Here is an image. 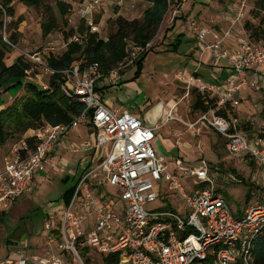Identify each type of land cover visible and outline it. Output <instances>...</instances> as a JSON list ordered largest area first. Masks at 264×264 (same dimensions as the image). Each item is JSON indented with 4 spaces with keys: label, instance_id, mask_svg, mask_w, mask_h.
I'll return each mask as SVG.
<instances>
[{
    "label": "built area",
    "instance_id": "built-area-1",
    "mask_svg": "<svg viewBox=\"0 0 264 264\" xmlns=\"http://www.w3.org/2000/svg\"><path fill=\"white\" fill-rule=\"evenodd\" d=\"M108 1L119 6L126 0H84L75 6L76 14L90 31H98L93 11L103 8ZM67 2L74 5V0ZM173 13L172 20L177 10ZM12 21L8 7L0 1L2 40L14 47L7 36ZM188 26L199 54L207 53L214 63L224 62L231 69L219 83L198 85L208 109L199 110L196 124L214 130L223 139L227 154L258 162L263 167L264 180V137L251 144L245 134L232 132L229 120L217 112L243 87H255L264 81V42L237 37L232 47L224 38L209 40V29L195 20H189ZM227 36H231L230 31L225 33L224 37ZM70 40L80 42L76 34ZM49 51L44 48L42 52L25 55L50 74L52 71L43 59ZM65 73L67 80L61 83V91L66 96H78L85 109L69 123L44 124L32 130L29 136L34 139L33 147H29L24 136L4 158L0 166V221L45 170L48 150L81 122H90L96 129V145L102 156L77 179L69 202L55 217L56 225L52 220L44 223L47 241L55 244L56 251L30 258L19 249L18 257L10 259V264H84L82 247L104 256L115 255L113 264H258L253 259V246L254 237L264 228V191L255 203L243 207L239 217H234L229 204L216 191L215 177L210 175L206 161L192 169L179 157L158 154L152 144L159 126L148 127L130 111L110 108L101 102L95 91L101 77L98 63L83 71L77 64ZM35 79L41 88L48 87L40 74ZM173 119L168 111L163 124ZM185 176L200 182L193 180L185 187ZM106 184L118 189L124 202L120 212L110 207V199L108 204L102 201L99 188ZM167 192L176 194L173 207H147L167 196Z\"/></svg>",
    "mask_w": 264,
    "mask_h": 264
},
{
    "label": "rangeland",
    "instance_id": "rangeland-1",
    "mask_svg": "<svg viewBox=\"0 0 264 264\" xmlns=\"http://www.w3.org/2000/svg\"><path fill=\"white\" fill-rule=\"evenodd\" d=\"M181 1L186 3L179 9L173 7L170 13H167L155 38L148 44L149 47L154 45L153 50L143 60L139 73L135 75L137 68L132 62L138 48L129 44L128 57L107 77L97 82L96 95L107 107L130 111L144 122L157 124V140L152 146L158 154L167 158L173 153L177 154L183 164L192 169L201 167V162L206 161L210 166V175L215 177V188L237 218L243 207L254 203L262 195L263 167L246 157L227 154L223 139L214 130L201 123L196 124L199 110L194 108V104L199 93L198 85L215 82L217 78L224 76L207 53L201 55L196 51V41L188 21L195 20L209 29V40L224 38L235 45L234 40L237 37L248 39L249 33L244 27L246 22L254 28H264V0H196L194 6L193 0ZM69 3V10L61 14L56 0H44L39 5L26 4L22 0L13 1L10 9L13 21L7 29V36L13 34L14 47L6 53L4 63L9 65L21 56L28 62L29 69L26 77H21L19 82L13 78L7 88L0 89V110L13 104L19 105L24 97L30 94L24 86L25 83L39 85L35 79L36 74L41 75L42 81L48 82L50 74L39 65H34L25 54H34L49 48L48 55L57 56L66 49L65 32L73 28L74 34H78L82 24L75 12V5ZM149 5L147 0H126L119 6L106 5L104 8L95 9L92 17L98 27L99 37L106 39L108 33L114 29L108 20L118 16L128 20L140 19ZM175 10L177 22L174 26L172 16ZM237 14L241 15L237 18ZM44 22H54L55 27L45 32ZM171 23L173 30L169 29L172 31L158 44L165 26H171ZM262 28L258 27L257 31ZM227 31L231 32V36L224 37ZM178 36L181 40L177 48H174L171 44L175 43ZM111 78L115 80L114 83L110 81ZM214 98H217V94ZM230 104L231 126L236 132L245 134L254 145L256 139L264 137V81L255 87H243L235 94ZM168 111L172 112L174 119L163 124ZM80 128L84 129V126ZM32 130L35 129L8 136L5 143L0 144V162L24 136L32 134ZM76 179L71 172L67 180L51 175L43 178L4 214L6 216L0 221V264H10L5 259L16 245L29 251L38 249L37 255L45 252V244L48 241L44 223L53 220V225H56L55 217L64 205L63 195L69 187L75 185ZM193 180L196 179L185 176L184 186L190 185ZM103 189L105 199L111 200L110 207L120 212L124 202L118 189L108 184L104 185ZM167 193V196L159 198L147 207L155 210L173 207L176 194ZM11 241L13 246L7 250L12 244ZM87 250L89 264H102L101 257L104 255ZM81 257L84 264H87L84 256Z\"/></svg>",
    "mask_w": 264,
    "mask_h": 264
},
{
    "label": "trees",
    "instance_id": "trees-1",
    "mask_svg": "<svg viewBox=\"0 0 264 264\" xmlns=\"http://www.w3.org/2000/svg\"><path fill=\"white\" fill-rule=\"evenodd\" d=\"M11 1L3 0L4 5L8 7L9 11L10 7L8 5ZM22 1L26 4L39 5L44 0ZM147 1L150 5L144 10L140 19L128 20L122 16H118L112 20H108L110 26L114 27V29L108 33L106 39L100 38L98 31H90L84 22H82L78 34H76L80 42L70 40V37L74 35L73 28L65 32L64 38L67 40L66 49L60 55H47L43 58L44 65L52 71L48 78V87L43 89L32 82H26L24 86L30 94L26 95L19 105L13 104L7 109L0 110V144H4L8 136L14 133H24L29 129H37L44 124L58 125L69 123L85 109L83 102L78 96L75 94L66 96L60 89L61 83L67 80L65 71L72 69L73 66L78 64L83 71L89 65L98 63V72L101 74V77L97 81L99 82L128 57V47L131 44L133 47L138 48L132 59L134 66L137 68L135 72V75H137L142 67L143 60L153 50L154 45L149 47L148 44L155 38L161 23L167 17V13H170L173 7L179 9L182 5L181 0ZM56 5L61 14H65L70 7L67 0H56ZM176 20L177 18L175 17L173 21L175 22ZM173 23H171V26H165L162 36L159 42H157L158 44L162 43L165 39L166 34L170 31L169 29H173ZM43 25L45 32H49L55 27L54 22L52 24L44 22ZM244 27L249 33V41L254 43L264 42V28L262 26L254 28L252 24L246 22ZM258 27L262 28L259 32L257 31ZM12 35L9 38L13 43ZM180 40L181 38L178 36L175 43L171 45L177 48ZM11 48L9 44L2 40L0 32V89L7 88L13 78H16L19 82L21 77H26V71L29 69L28 62L23 60L21 56H18L9 65L4 63L5 55ZM225 73L224 76L231 73L229 66ZM97 90L98 86L96 85L95 91L97 92ZM213 101L212 99L211 102ZM230 105V102H228L217 111L218 114L223 115L228 120L230 119L229 114L231 112ZM194 108L203 111L208 109V106L204 104V94L200 92L197 94ZM89 124L91 123L89 122ZM231 131L236 132L232 126ZM25 137L29 147H33V137ZM74 189L75 185L65 191L63 195L65 204L69 202ZM3 218L4 214L1 219L3 220ZM80 253L84 256L85 262L89 264L90 257H87V248H80ZM253 256L256 263L264 264V228L254 237ZM101 259L102 264H113L116 256H102Z\"/></svg>",
    "mask_w": 264,
    "mask_h": 264
},
{
    "label": "crops",
    "instance_id": "crops-1",
    "mask_svg": "<svg viewBox=\"0 0 264 264\" xmlns=\"http://www.w3.org/2000/svg\"><path fill=\"white\" fill-rule=\"evenodd\" d=\"M13 1L14 0H12L8 5L10 7V9H11V5L13 4ZM82 1H84V0H74V5L76 6L77 4H79ZM195 1L196 0H193L192 6H194ZM184 3H186V1H183L182 5ZM106 5L114 6L113 1L112 2L108 1L104 5V7ZM176 22H177V20L174 22V26H175ZM172 30H170L169 33ZM227 44L229 46L235 47V45H233V43L230 41H227ZM196 51H197V44H196ZM200 63H201V61H200ZM200 63L198 62V65ZM215 64H217L215 67L218 69L219 72H221V75L224 76L226 74L225 72H226L228 66L224 62H217ZM228 75L224 76L223 78H217L215 82L207 83V84L219 83V82L223 81ZM144 124L146 126L152 127V128L158 126L157 124L155 125V124H150L147 122H144ZM82 125L84 126V129L80 128ZM156 140H157V138H156ZM47 156H48V164L46 165L45 170L41 174L37 175L34 178L31 187L37 181H40L43 178L49 177L50 175L53 177L56 176L57 178H59L61 180H67V179H69V172H71L73 174V177L74 178L77 177V179H78L83 173H85L87 170H89L90 168L95 166L96 163L98 162V160L102 156L101 148L96 145V129L91 124H89L88 122H81L78 125V127L73 128V129L69 130L66 134L60 136L59 139L55 142V144L48 150ZM176 157H178V155L177 154L175 155L173 153L169 158H176ZM3 164H4V160L2 162H0V166H2ZM77 179H76L75 183L77 182ZM99 195H101L100 197L102 198V201L105 202L106 204H108L107 200L105 199V192H104L103 188H99ZM21 198H22V196L17 201H19ZM103 198H104V200H103ZM258 199H256V200H258ZM64 205H65V203H64ZM5 216L6 215H4V217ZM45 245H47V246H46L45 252L42 255L36 254L38 252V249H36L35 251L34 250L29 251L28 249H25L21 246L16 245L15 247L12 248V250L9 251V253L7 254L8 257H6L7 259H5V260H6V262L10 263V259H14V258L18 257L16 251L19 249H22L24 251V255L27 257H30V258H38V257L44 256L47 253H49L51 250L56 251L55 250L56 249L55 244H49L47 242V244H45ZM12 246H13V242H12V244H10L7 247V250L9 249V247H12ZM37 247H38V245L36 246V248Z\"/></svg>",
    "mask_w": 264,
    "mask_h": 264
}]
</instances>
